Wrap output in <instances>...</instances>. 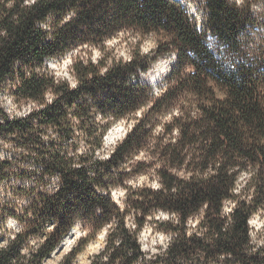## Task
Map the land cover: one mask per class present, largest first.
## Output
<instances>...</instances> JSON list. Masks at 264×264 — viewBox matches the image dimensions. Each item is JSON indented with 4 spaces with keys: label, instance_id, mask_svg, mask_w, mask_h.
Instances as JSON below:
<instances>
[{
    "label": "trees",
    "instance_id": "16d2710c",
    "mask_svg": "<svg viewBox=\"0 0 264 264\" xmlns=\"http://www.w3.org/2000/svg\"><path fill=\"white\" fill-rule=\"evenodd\" d=\"M203 9L198 28L178 0H0V92L34 104L22 115L0 108V142L12 148L0 160V179L18 159L19 174L30 181L14 214L20 227L0 235V264H44L76 224L89 231L58 264H264V243L253 241L249 222L264 201V53L244 47L252 23L247 8L204 0ZM129 30L140 38L128 59L76 55L73 84L46 64L85 44L102 52L107 40ZM152 33L155 47L143 52L140 42ZM169 54L175 60L154 96L143 75ZM182 91L193 99L162 126L158 186L127 184L123 165L151 135L149 112L178 103ZM145 107V117H135ZM126 116L137 120L100 155L107 130ZM140 164L137 171L148 166ZM119 186L122 204L112 196ZM226 200L233 202L228 212ZM160 210L172 216L161 222L170 238L147 256L139 234ZM103 228L102 249L89 262H74Z\"/></svg>",
    "mask_w": 264,
    "mask_h": 264
},
{
    "label": "rangeland",
    "instance_id": "374dc122",
    "mask_svg": "<svg viewBox=\"0 0 264 264\" xmlns=\"http://www.w3.org/2000/svg\"><path fill=\"white\" fill-rule=\"evenodd\" d=\"M187 11L195 17L198 28H203L205 25V13L203 9L204 0H178ZM235 1L237 4H241L251 14L252 23L249 24L243 34L244 47H246L252 54L261 55L264 53V0H231ZM208 39L213 47L222 49L223 44L219 42L215 35L207 31ZM140 38L137 33L131 30L124 32H119L116 36L109 39L105 43V49L101 52L96 47L91 45H81L77 48L66 52L60 57H54L48 59L46 64L49 70L58 77H63L71 84L74 83L73 76L71 75L70 64L72 58L76 55L90 57L96 59L101 56V53L106 52L109 56L121 57L123 59H128L133 48L137 45L138 39ZM157 34L152 33L144 37L140 42V48L143 52L153 50L156 44ZM153 53V52H152ZM175 60L173 54L160 56L153 64V67L148 70L146 74L143 75V82L146 83L153 89V95L158 96L160 92H163L165 86V78L169 74L170 68ZM160 68V75L156 81L150 80V74L156 69ZM188 71H192V68H188ZM178 103L166 104L161 108H157L154 112H149L152 114L151 122H153L152 130L149 132L151 134L143 141V146L128 158L124 163V170L129 176L126 179L127 184L143 185L147 184L152 187L158 186V176L156 173V168L163 163L162 157L159 153L161 151L159 142H165L167 137L163 138L162 126L165 122L171 119V115L175 114L178 107L188 108L193 96L182 91L178 93ZM34 104L21 100L14 102L12 96L7 91L3 89L0 92V108L4 112L12 115H22L27 113L32 109ZM147 112V107L139 109L135 113V117L143 118ZM132 116H126L117 119L111 124L107 130L104 140L103 147L100 150V155L107 156L110 150L115 146V144L120 141L125 134L130 130L132 125L136 122ZM116 128V129H115ZM115 130L113 137L107 139L108 133ZM162 137V138H161ZM160 144V143H159ZM163 144V143H162ZM161 144V145H162ZM12 154V148L10 145H2L0 142V160L10 156ZM145 161L148 165L144 170L137 171L141 166L140 162ZM12 166V172L3 179H0V235L8 236L10 233L16 231L20 227V223L15 218V213L20 212L22 206L25 203L24 188L30 181L22 177L19 172L23 170V163L20 160H14ZM179 173L181 170L179 168H171ZM244 175L241 176L239 180V185L243 182ZM125 189L122 186L113 188L112 196L115 201L122 204L124 198ZM233 202L231 200H226L223 203L224 212H228L232 207ZM201 215V212L195 213L190 218V224H195L197 218ZM172 217L166 211L160 210L155 212L153 215L149 216L146 223L144 224L140 234L139 239L143 250L147 253V256L154 255L161 252L167 245L170 238V233L164 230L162 225V220ZM132 216L128 217V223H132ZM250 226L252 228V238L256 243H264V201L259 207L258 211L255 212L250 218ZM76 233L72 238L71 242L67 245L60 244L54 249L51 254L44 259V264H58L63 257L71 250L74 245L79 243V239L85 236L89 229L83 227L81 224H76ZM104 235L105 229H100L96 235L91 238L84 248L76 254L74 262L76 263H86L89 262L94 254L98 253L104 246Z\"/></svg>",
    "mask_w": 264,
    "mask_h": 264
},
{
    "label": "bare ground",
    "instance_id": "6f19581e",
    "mask_svg": "<svg viewBox=\"0 0 264 264\" xmlns=\"http://www.w3.org/2000/svg\"><path fill=\"white\" fill-rule=\"evenodd\" d=\"M160 75V68H156L151 74H150V80L151 81H156L158 76ZM116 129V128H115ZM116 131L112 130L111 132L108 133V137H106L108 140L111 139ZM76 227H73L70 229V231L66 234V236L63 238L62 245H68L72 238L74 237L76 233Z\"/></svg>",
    "mask_w": 264,
    "mask_h": 264
},
{
    "label": "clouds",
    "instance_id": "9594fccd",
    "mask_svg": "<svg viewBox=\"0 0 264 264\" xmlns=\"http://www.w3.org/2000/svg\"><path fill=\"white\" fill-rule=\"evenodd\" d=\"M52 97H49V101H51ZM6 243V242H5Z\"/></svg>",
    "mask_w": 264,
    "mask_h": 264
}]
</instances>
